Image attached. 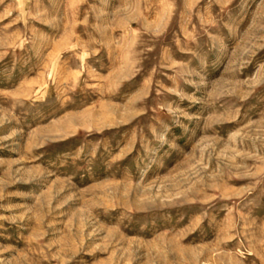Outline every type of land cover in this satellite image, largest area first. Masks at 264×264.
Wrapping results in <instances>:
<instances>
[{
	"label": "rangeland",
	"instance_id": "1",
	"mask_svg": "<svg viewBox=\"0 0 264 264\" xmlns=\"http://www.w3.org/2000/svg\"><path fill=\"white\" fill-rule=\"evenodd\" d=\"M0 264H264V0H0Z\"/></svg>",
	"mask_w": 264,
	"mask_h": 264
}]
</instances>
